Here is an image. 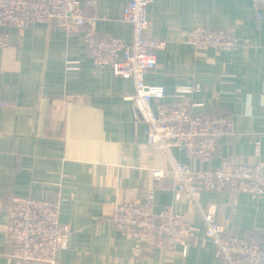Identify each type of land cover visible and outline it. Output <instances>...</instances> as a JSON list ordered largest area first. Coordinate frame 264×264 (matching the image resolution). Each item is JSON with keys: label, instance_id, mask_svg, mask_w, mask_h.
<instances>
[{"label": "crops", "instance_id": "crops-1", "mask_svg": "<svg viewBox=\"0 0 264 264\" xmlns=\"http://www.w3.org/2000/svg\"><path fill=\"white\" fill-rule=\"evenodd\" d=\"M94 1L84 11L100 17L96 29L131 42L126 0ZM147 16V35L164 47L145 82L163 88L165 103H200L196 111L233 121V136L221 138L207 161L180 159L192 169L253 163L259 142L264 161V22L252 0H153ZM197 27L228 30L238 46L218 56L195 49L182 33ZM0 31L8 36L0 48V264H18L7 230L13 196L60 198V221L71 234L56 264H226L206 239L201 213L174 197L171 159L148 143L147 124L134 118L132 80L94 64L81 31L60 32L47 22ZM155 170L166 173L161 185ZM147 192L156 212L172 206L185 215L193 235L186 250L158 247L111 223L113 204ZM200 203L229 234L264 250V195L204 191Z\"/></svg>", "mask_w": 264, "mask_h": 264}, {"label": "built area", "instance_id": "built-area-1", "mask_svg": "<svg viewBox=\"0 0 264 264\" xmlns=\"http://www.w3.org/2000/svg\"><path fill=\"white\" fill-rule=\"evenodd\" d=\"M153 0H126L123 20L131 25L132 40L125 42L108 37L96 29L100 18L86 14L85 6L94 0H0V27L14 26L21 33L34 22H47L60 32H83L84 44L97 66L107 65L114 76L128 77L133 83L130 100L135 120L148 126V143L163 150L172 161L169 177L176 199L185 198L205 221L206 239L213 244L217 256L226 264H261L264 250L244 236L229 234L226 224L216 221L210 210L201 206L204 191L264 195V161L259 142L253 163L225 164L219 168L192 169L179 157L207 161L216 151L218 141L233 136L229 115L198 112L200 103H165L161 86L145 82V74L156 67L157 51L164 42L150 38L147 11ZM257 20L264 22V0H252ZM183 40L195 49H210L216 56L238 46L228 30L193 28L182 33ZM8 44V36L0 31V48ZM190 88H179L187 94ZM1 106L5 102H0ZM161 185L163 170L152 172ZM111 223L120 231L138 237H152L158 247L186 250L192 239V228L185 215L172 206L156 212L153 195L115 203L109 211ZM8 237L12 243L10 256L18 264H56L59 250L68 244L71 230L60 221V198L34 199L13 196L8 210Z\"/></svg>", "mask_w": 264, "mask_h": 264}]
</instances>
